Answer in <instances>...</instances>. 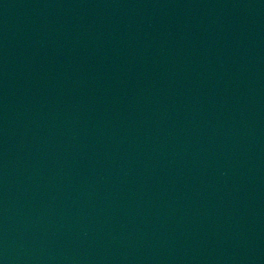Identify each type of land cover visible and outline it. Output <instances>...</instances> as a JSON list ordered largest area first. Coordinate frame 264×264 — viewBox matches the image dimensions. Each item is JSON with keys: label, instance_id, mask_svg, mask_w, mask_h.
I'll use <instances>...</instances> for the list:
<instances>
[{"label": "water", "instance_id": "water-1", "mask_svg": "<svg viewBox=\"0 0 264 264\" xmlns=\"http://www.w3.org/2000/svg\"><path fill=\"white\" fill-rule=\"evenodd\" d=\"M0 264H264V0H0Z\"/></svg>", "mask_w": 264, "mask_h": 264}]
</instances>
